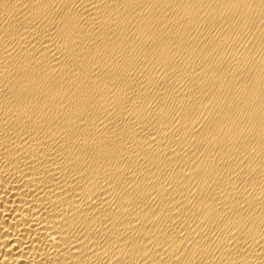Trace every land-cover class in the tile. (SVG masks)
<instances>
[{
	"label": "bare ground",
	"instance_id": "1",
	"mask_svg": "<svg viewBox=\"0 0 264 264\" xmlns=\"http://www.w3.org/2000/svg\"><path fill=\"white\" fill-rule=\"evenodd\" d=\"M0 264H264V0H0Z\"/></svg>",
	"mask_w": 264,
	"mask_h": 264
}]
</instances>
